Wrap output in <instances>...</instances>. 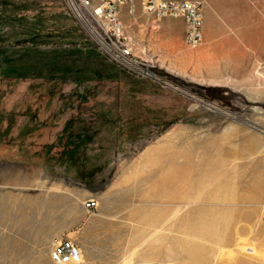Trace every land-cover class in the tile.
I'll use <instances>...</instances> for the list:
<instances>
[{"label": "rangeland", "instance_id": "374dc122", "mask_svg": "<svg viewBox=\"0 0 264 264\" xmlns=\"http://www.w3.org/2000/svg\"><path fill=\"white\" fill-rule=\"evenodd\" d=\"M170 1L201 3L198 46L182 19L122 6L127 44L152 79L104 55L63 0H0V175L29 184L0 210V264H55L62 240L78 246V264H264V0ZM212 49L224 52L216 69L191 75ZM181 180L251 205L168 217L141 205L157 183ZM171 217L210 239L162 230ZM217 236L232 242L217 247Z\"/></svg>", "mask_w": 264, "mask_h": 264}, {"label": "built area", "instance_id": "2783aa9c", "mask_svg": "<svg viewBox=\"0 0 264 264\" xmlns=\"http://www.w3.org/2000/svg\"><path fill=\"white\" fill-rule=\"evenodd\" d=\"M73 16L83 25L85 31L112 62L130 72L154 79L152 67L146 61L136 58L123 34L120 19L121 8L128 6L130 17L135 13V0H63ZM141 11L153 18H180L185 25L184 40L191 47L202 40L201 3L198 1L137 0ZM86 20L91 23L90 28ZM173 88V87H172ZM86 210L97 207L95 200L83 204ZM80 249L69 240H62L53 246L50 259L55 264H78Z\"/></svg>", "mask_w": 264, "mask_h": 264}, {"label": "bare ground", "instance_id": "6f19581e", "mask_svg": "<svg viewBox=\"0 0 264 264\" xmlns=\"http://www.w3.org/2000/svg\"><path fill=\"white\" fill-rule=\"evenodd\" d=\"M219 53H220V56H217L215 54V51L214 49H212L211 51V59H212V63L209 62L208 60H202V59H198L196 62H195V65L193 67V70H192V73L191 75L193 76H196V74L198 73V71L203 67L205 68L206 70L208 71H213L214 69H216V65L218 63V60H223L224 59V52L223 50H219ZM219 57V58H218ZM170 66L174 67V64H170ZM181 70V68H178ZM210 69V70H209ZM200 81L202 82L203 80L200 79ZM137 185V184H136ZM213 187V191L210 192L208 190H205L203 189V186H202V183H199V182H196V181H186V180H181V181H178V182H169V183H166V182H162V183H157V194L155 195L156 199L154 198L153 200L150 201L149 200H145L144 203H141V205H144V206H149V207H152V209H155L153 210L154 214L155 212H157V216L160 215H164L163 217H165V215L168 217V214H172V215H176L177 213H180L181 210L185 209V208H191L190 211L187 212L186 216H189L188 214H191L193 212L192 209L196 208L197 206H201L203 204H207V205H210V206H219V207H228V208H235L237 209V207L239 206H243L245 205L246 207H249V204L251 205V202H249L248 200L246 201L244 198H241V197H238V196H231V198L229 199L228 196L226 197V193H225V188L226 186H212ZM138 188V187H137ZM168 189H171L172 192H169V193H166V190ZM167 194V197H165V195ZM166 200H165V199ZM253 201V200H252ZM254 202V201H253ZM58 205L61 203L60 201L57 202ZM254 205L255 202L253 203ZM248 205V206H247ZM154 207V208H153ZM252 207V206H251ZM164 208H167V209H164ZM240 208V207H239ZM70 207L69 208H66V210L69 211ZM151 209V211H152ZM160 209H163L161 210L160 213L159 210ZM170 211H169V210ZM235 209V210H236ZM165 210H168L169 212H165ZM233 210V209H232ZM241 210V209H240ZM203 212V211H201ZM228 212V211H227ZM69 213H71V211H69ZM219 213V212H218ZM231 213V211H230ZM239 213V212H237ZM197 214V213H196ZM194 214V218L197 219V215ZM209 214V213H208ZM207 214V215H208ZM215 214V213H214ZM196 215V216H195ZM201 215V218L203 217V213L200 214ZM206 215V216H207ZM213 215V214H212ZM231 215V214H230ZM229 215V216H230ZM254 215V213H253ZM185 216V215H184ZM220 216V215H219ZM228 216V217H229ZM233 216V215H232ZM236 216V215H235ZM174 217V216H173ZM214 217V216H213ZM245 217V216H244ZM148 218V217H147ZM172 218V217H171ZM169 218V219H171ZM176 218V217H175ZM173 220L172 218V221L170 220H166V221H162L164 222L162 224V226H157V227H160L161 229H165V231L167 230V232H171V233H175V234H181V235H184V236H189L190 238H199L200 239H206V238H209L208 236V233L206 232L207 230H205V227H201L204 229V231L207 233H205L204 231L200 230L196 225H193V223H190V219L187 220L188 218L184 217V218H180L179 220L178 219H175ZM200 218V217H199ZM198 218V219H199ZM207 220L208 219V216L206 217ZM211 218V217H210ZM233 218V217H232ZM231 218V219H232ZM235 218V217H234ZM243 217H240V220H242ZM198 219L196 220L198 222ZM212 219V218H211ZM246 219V218H245ZM165 220V219H164ZM238 219H236V221L233 223V222H230V223H233V229H234V235H236L237 237H239L242 232H243V228H241L240 226H243L241 225V223H239ZM195 221V220H194ZM200 221V220H199ZM204 221V219H203ZM229 221V220H228ZM233 221V220H232ZM245 221V220H244ZM206 223H208L207 221H204ZM216 222V221H215ZM224 222V220H223ZM246 222V221H245ZM248 222V221H247ZM203 223V222H202ZM211 223V222H210ZM225 223V222H224ZM244 223V222H242ZM209 224V223H208ZM212 224V223H211ZM237 224H240L239 226ZM217 225V224H216ZM255 226V225H253ZM214 227H217L218 226H214ZM256 227V226H255ZM255 227L253 229H255ZM246 228V227H245ZM252 228V227H251ZM162 229V230H163ZM228 229V228H227ZM250 229V228H249ZM209 230V228H208ZM229 230V229H228ZM251 230V229H250ZM245 231V230H244ZM256 231V230H255ZM260 231L259 229L257 230V232ZM249 233V231H247ZM247 233V234H248ZM254 232H252L251 234H253ZM211 234V233H210ZM251 234L249 236H251ZM150 235V234H149ZM148 235V236H149ZM244 235V233H243ZM258 235V234H257ZM254 236V235H253ZM218 237V236H217ZM243 238V237H242ZM210 239V238H209ZM241 238H239L240 240ZM197 240V239H196ZM231 241V239L227 238V237H218L217 239H215V242H213L214 244H217V247L218 246H227ZM244 242V241H243ZM240 246V245H239ZM238 247V246H237ZM244 248V246L242 247V249ZM244 250V249H243ZM246 250H251V251H255L254 248H249V249H246L245 248V251ZM244 251V253H245ZM248 252V251H247ZM252 252V253H253ZM251 253V254H252ZM194 259V258H193ZM81 262V258H80V261L79 263ZM235 263V262H234Z\"/></svg>", "mask_w": 264, "mask_h": 264}, {"label": "crops", "instance_id": "0c3cea01", "mask_svg": "<svg viewBox=\"0 0 264 264\" xmlns=\"http://www.w3.org/2000/svg\"><path fill=\"white\" fill-rule=\"evenodd\" d=\"M126 8H121V13L125 12ZM2 144L0 142V151H2ZM5 159H3L0 156V162L4 161ZM7 178L2 175H0V210L2 208H4V206L8 203H11V201H15L20 199L19 196H17L16 194H14L12 192V190H28L29 188V184H24L22 186V184H20L19 182H17L16 180H11V181H7ZM24 199H26V196H22Z\"/></svg>", "mask_w": 264, "mask_h": 264}, {"label": "trees", "instance_id": "16d2710c", "mask_svg": "<svg viewBox=\"0 0 264 264\" xmlns=\"http://www.w3.org/2000/svg\"><path fill=\"white\" fill-rule=\"evenodd\" d=\"M18 150L20 151V147H18Z\"/></svg>", "mask_w": 264, "mask_h": 264}]
</instances>
